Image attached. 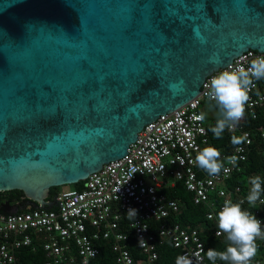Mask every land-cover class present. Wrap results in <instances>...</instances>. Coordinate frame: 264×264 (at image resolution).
<instances>
[{
	"label": "water",
	"instance_id": "95a60500",
	"mask_svg": "<svg viewBox=\"0 0 264 264\" xmlns=\"http://www.w3.org/2000/svg\"><path fill=\"white\" fill-rule=\"evenodd\" d=\"M247 50L264 0H0V192L51 209Z\"/></svg>",
	"mask_w": 264,
	"mask_h": 264
},
{
	"label": "built area",
	"instance_id": "2783aa9c",
	"mask_svg": "<svg viewBox=\"0 0 264 264\" xmlns=\"http://www.w3.org/2000/svg\"><path fill=\"white\" fill-rule=\"evenodd\" d=\"M264 54L247 50L235 58L226 68L219 69L207 76L201 85L199 95L183 107L159 116L138 133L126 155L102 166L97 173L84 180L81 190H68L54 197V209H41L27 206L24 212L3 213L0 211V264H19L16 256L24 248L33 247L35 242L45 252V264H93L99 254L96 242L106 240L111 243L114 264H160L157 247L162 244L150 233V222H162L158 235L170 239L180 256H185L192 264H204V246L197 228L170 224L167 219L180 213L176 200L168 199L160 193L164 187L182 183L192 194L195 205L207 208L206 219L216 223L214 235L226 237L218 228L217 214L226 201L224 184L232 174L238 172L247 161L253 144L251 132L245 128L244 118L256 120L264 114V92L260 82L255 81L245 105V116L225 133L238 132L246 137L244 143L234 146L228 154H221L224 162L218 175L199 177L196 156L209 143L210 128L216 120L208 124L197 117L203 113V105L217 107L208 98L210 78L222 71H232L238 67L247 69L251 61ZM212 133V132H211ZM261 142L260 151L264 155V129L257 130ZM237 148L241 151H237ZM236 156L235 165L228 162ZM227 169V171H225ZM249 188L248 195L250 194ZM255 202L254 215L261 221L264 232V190ZM235 194L240 192L235 188ZM223 198L217 206L211 195ZM247 195V196H248ZM247 196H239L243 206ZM135 210L136 217L128 214ZM127 216V225L134 231L137 246L142 258L134 259L126 246V233L120 222ZM250 264H255L253 259Z\"/></svg>",
	"mask_w": 264,
	"mask_h": 264
},
{
	"label": "trees",
	"instance_id": "16d2710c",
	"mask_svg": "<svg viewBox=\"0 0 264 264\" xmlns=\"http://www.w3.org/2000/svg\"><path fill=\"white\" fill-rule=\"evenodd\" d=\"M260 89L264 92V79L260 82ZM217 108V107H215ZM201 112L205 114V120L211 121L214 118L207 115L204 107ZM245 128L251 132L253 144L250 147L247 161L241 166L238 172L232 174L231 178L224 184L226 195L231 197L232 203H239V196H247L249 188L251 186V179L260 177L261 185L264 190V155L260 151L261 142L257 134V130L264 129V114L260 113L256 120L251 118H244L243 121ZM232 136H239L238 132L234 133H222L220 139H216L213 133H209V143L207 147H214L220 151L221 154H228L234 148L231 143ZM236 146V145H235ZM222 161V160H221ZM223 162V161H222ZM224 164V162H223ZM197 174L199 177L208 175V173L198 168ZM84 181H80L73 186V190H81L83 188ZM63 187V186H62ZM238 187L240 192L235 194V188ZM61 187H52L49 190L47 201L53 204L54 197L60 192ZM160 193L164 194L166 198L176 200L180 207V213L171 215L167 219L170 224H179L183 227L197 228L200 232V238L204 246V264H213L207 258L208 249L212 248L217 251H225L229 242L225 236L216 237L214 235V229L216 223L210 222L206 219L205 215L207 208L204 205H195L192 200V194L186 191L182 183L176 182L173 187H164L160 190ZM217 206L223 202V198L211 195ZM27 200L24 194L20 190H12L6 192H0V211L3 213L24 212L27 210ZM35 207H31L34 209ZM264 208V207H263ZM54 209V205L51 207ZM250 214L254 215V205H249L248 202L243 206ZM255 216V215H254ZM128 217L124 216L120 222V228L126 233V246L134 259L142 258L140 250L137 246L136 237L134 231L127 225ZM162 222L152 221L150 222V233L156 236V238L162 241V244L158 245L157 251L160 264H176L177 257L180 256L179 250L175 249L170 239H164L158 235V228ZM257 254L253 258L255 264H264V239L257 238L256 241ZM33 247L24 248L18 252L16 259L19 264H45L47 257L42 248L35 242ZM99 254L92 262L93 264H114V254L112 252L111 243L106 240H100L95 243ZM215 264H225V262L216 260Z\"/></svg>",
	"mask_w": 264,
	"mask_h": 264
},
{
	"label": "clouds",
	"instance_id": "9594fccd",
	"mask_svg": "<svg viewBox=\"0 0 264 264\" xmlns=\"http://www.w3.org/2000/svg\"><path fill=\"white\" fill-rule=\"evenodd\" d=\"M219 63L218 59L213 60ZM264 79V56H259L251 61L250 66L245 69L238 67L232 71H222L213 75L206 88L208 98L215 102L219 110L215 126L210 128L216 139L222 137L225 129H231L245 116V105L249 101V92L254 86V80ZM184 82L170 84L169 89L173 94L183 90ZM198 120H204L205 114L201 113ZM246 137H231V143L240 145L244 143ZM237 151L241 149L237 148ZM221 153L214 147H206L196 156L198 166L204 169L210 176L218 175L223 168L220 160ZM228 162L235 165L237 157L227 158ZM227 171V169H225ZM260 177L251 179V191L247 196L249 205H254L260 198L262 191ZM128 214L136 217L135 210H129ZM218 228L220 233H225L229 245L225 251L208 249L207 258L225 262V264H250L257 254L256 239H264V232L261 231V221L247 211H243L240 203L226 201L223 208L217 214ZM176 264H192V261L185 256L177 257Z\"/></svg>",
	"mask_w": 264,
	"mask_h": 264
},
{
	"label": "crops",
	"instance_id": "0c3cea01",
	"mask_svg": "<svg viewBox=\"0 0 264 264\" xmlns=\"http://www.w3.org/2000/svg\"><path fill=\"white\" fill-rule=\"evenodd\" d=\"M203 107H204L208 116H210L214 119L218 118V116L216 115L218 111L215 109V107L210 106V105H203Z\"/></svg>",
	"mask_w": 264,
	"mask_h": 264
},
{
	"label": "rangeland",
	"instance_id": "374dc122",
	"mask_svg": "<svg viewBox=\"0 0 264 264\" xmlns=\"http://www.w3.org/2000/svg\"><path fill=\"white\" fill-rule=\"evenodd\" d=\"M218 112H217V116H218V114H219V110H218V108H215ZM210 121H207V120H205V123L206 124H208ZM74 188H73V186L72 185H67V186H63V187H61V189H60V192H62V191H68V190H73Z\"/></svg>",
	"mask_w": 264,
	"mask_h": 264
}]
</instances>
